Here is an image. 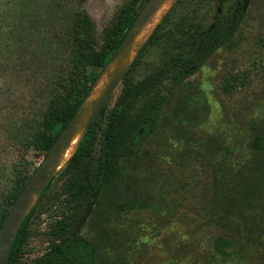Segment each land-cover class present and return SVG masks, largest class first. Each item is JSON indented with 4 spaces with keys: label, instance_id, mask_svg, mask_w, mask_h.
Here are the masks:
<instances>
[{
    "label": "rangeland",
    "instance_id": "obj_1",
    "mask_svg": "<svg viewBox=\"0 0 264 264\" xmlns=\"http://www.w3.org/2000/svg\"><path fill=\"white\" fill-rule=\"evenodd\" d=\"M72 1L40 4L42 9L53 2L71 8ZM131 2L88 0L83 5L99 41ZM21 3L0 0V207L16 182L23 142L46 100V92H41L46 81L20 73L13 58L6 62L5 33L18 21ZM232 4L167 0L135 45L132 65L157 28L167 33L147 46L132 76L141 81L171 57L190 56L188 47L182 46L188 38L185 29L211 25L217 8L225 19ZM11 9L15 12L9 16ZM70 50L60 49L63 55ZM122 89L121 83L108 102V112ZM167 96L157 129L143 141L139 154L123 161L116 183L120 195L141 206L109 216L95 213L94 206L81 236L96 247L105 264H264V153L252 149L253 139L264 137V0L247 3L232 44L220 48ZM103 131L99 128L97 152L104 144ZM77 143L78 138L67 159ZM25 156L33 173L45 158L33 150ZM64 181H56L30 222L23 264H32L48 251L51 227L71 209ZM222 240L231 245L224 248Z\"/></svg>",
    "mask_w": 264,
    "mask_h": 264
},
{
    "label": "trees",
    "instance_id": "obj_2",
    "mask_svg": "<svg viewBox=\"0 0 264 264\" xmlns=\"http://www.w3.org/2000/svg\"><path fill=\"white\" fill-rule=\"evenodd\" d=\"M87 1L73 0L71 8L64 3L53 2L42 9L40 0H22L15 15L18 21L11 23L5 33L7 64L13 58L20 73H32L47 85L46 90L41 91L46 92V100L33 131L25 137L24 154L15 167L16 182L0 207V232L33 173V166L25 154L32 150L43 156L49 153L90 97L108 62L149 0H132L122 11L117 24L104 31L100 41L93 20L83 7ZM218 1L222 4L233 2L225 19L217 8L211 25L198 23L196 27L185 29L188 38L182 46L188 47L190 56L171 57L144 79L136 81L132 73L141 63L145 49L149 44L162 40L167 32L157 28L150 35L122 82V93L114 108L108 112V104L104 107L84 140L27 215L8 264H23V245L28 238L30 222L59 179L65 180L64 194L71 209L66 217L51 227L48 251L32 264H105L89 240L81 234L72 237L74 229L92 201L97 209L95 213L104 212L108 216L141 206L136 199H125L127 197L119 194L116 183L123 172V161L139 154L143 141L157 129L167 95L197 74L220 48L232 44L245 18L247 3L252 0ZM14 12L15 9H11L8 15ZM69 47L70 53L63 55L60 49ZM165 81H170V85H165ZM99 128L104 129V144L97 152ZM252 149L256 153H264V137H255ZM221 245L226 248L231 242L222 240ZM223 247L220 251L226 255Z\"/></svg>",
    "mask_w": 264,
    "mask_h": 264
},
{
    "label": "water",
    "instance_id": "obj_3",
    "mask_svg": "<svg viewBox=\"0 0 264 264\" xmlns=\"http://www.w3.org/2000/svg\"><path fill=\"white\" fill-rule=\"evenodd\" d=\"M166 1L167 0H149L144 5L136 17L131 29L124 37L113 58L108 63L97 82L98 84L103 75L107 74L108 80L103 90L96 99L90 101L92 93L97 86L96 84L90 97L62 132L59 139L45 156L42 163L37 167L27 185L20 193L0 232V264H8L19 230L27 215L30 213L35 199L41 197L56 174L64 167L66 162L72 156L71 155L63 162V158L67 151L72 148L73 141L78 138L77 146L73 151L74 153L86 137L94 121L98 118L115 91L123 82L133 63L132 57L134 55H131V53L135 52L134 48L137 37L143 32L151 19ZM93 207L94 201L90 203L84 216L75 227L72 235L73 238L80 234L93 210Z\"/></svg>",
    "mask_w": 264,
    "mask_h": 264
},
{
    "label": "bare ground",
    "instance_id": "obj_4",
    "mask_svg": "<svg viewBox=\"0 0 264 264\" xmlns=\"http://www.w3.org/2000/svg\"><path fill=\"white\" fill-rule=\"evenodd\" d=\"M147 27H148V26H147ZM147 27H146V28L143 30V32L137 37L135 44H138L139 40L142 39V38L145 36V34H146V29H148ZM131 55H134V52H132ZM107 80H108V78H107V74H104L103 77L101 78V80L99 81V83L97 84V86H96L94 92L92 93V96H91V98H90V101H93L94 99H96V98L98 97V95H99L100 92L103 90L104 86L106 85ZM75 141H76V139L73 141V143H75ZM71 151H72V148L69 149V150L67 151L65 157L63 158V162L67 159V157L69 156V154L71 153Z\"/></svg>",
    "mask_w": 264,
    "mask_h": 264
}]
</instances>
